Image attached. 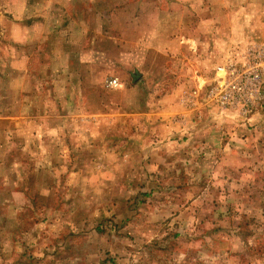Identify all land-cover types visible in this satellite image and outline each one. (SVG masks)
<instances>
[{
  "label": "rangeland",
  "instance_id": "374dc122",
  "mask_svg": "<svg viewBox=\"0 0 264 264\" xmlns=\"http://www.w3.org/2000/svg\"><path fill=\"white\" fill-rule=\"evenodd\" d=\"M256 46L264 0H0V264H264V76L207 97Z\"/></svg>",
  "mask_w": 264,
  "mask_h": 264
},
{
  "label": "built area",
  "instance_id": "2783aa9c",
  "mask_svg": "<svg viewBox=\"0 0 264 264\" xmlns=\"http://www.w3.org/2000/svg\"><path fill=\"white\" fill-rule=\"evenodd\" d=\"M234 58L221 70L223 76L213 81L207 97L220 111L246 114L256 109L261 99L264 47H249L240 53L238 59ZM109 86L115 88L118 83L112 80Z\"/></svg>",
  "mask_w": 264,
  "mask_h": 264
}]
</instances>
